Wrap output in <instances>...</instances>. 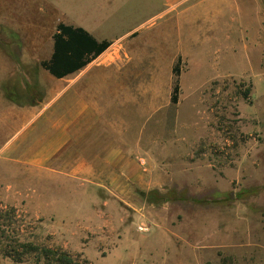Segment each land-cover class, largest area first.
Returning <instances> with one entry per match:
<instances>
[{
	"label": "rangeland",
	"instance_id": "1",
	"mask_svg": "<svg viewBox=\"0 0 264 264\" xmlns=\"http://www.w3.org/2000/svg\"><path fill=\"white\" fill-rule=\"evenodd\" d=\"M82 3L0 0V53H34L30 42L47 44L64 21L58 6L70 5L80 18ZM111 4L120 34L152 9V0ZM238 6L260 17L259 38L232 30ZM210 8L216 27H191L185 52L171 47L169 62L154 64L158 91L127 96L131 101L118 103L115 115L103 116L119 123L87 136L90 154L118 144L122 133L131 148L138 144V157L121 172L101 165L98 174H69L65 158L57 160L63 171L55 163L20 167L18 144L35 128L6 125L11 111L0 98V202L17 208L22 240L61 247L92 264H264V0H218ZM247 14L238 15L244 25ZM7 82L15 83L10 93L21 91L18 79ZM0 264L34 263L33 256L15 263L0 250Z\"/></svg>",
	"mask_w": 264,
	"mask_h": 264
},
{
	"label": "crops",
	"instance_id": "2",
	"mask_svg": "<svg viewBox=\"0 0 264 264\" xmlns=\"http://www.w3.org/2000/svg\"><path fill=\"white\" fill-rule=\"evenodd\" d=\"M114 1L83 0L80 18L70 13V5L58 6L63 10V22L85 28L99 41L112 42L74 73L58 78L42 65L54 52L56 30L47 44L42 40L30 42L34 53L25 49L19 54L0 53V86L6 87V90L0 89V98L3 97L2 103L7 104L6 110L11 111L5 123L23 126L25 130L35 128L34 135L18 144L17 164L20 167L46 169L53 163L58 167V158H65L69 174H98L97 168L101 165L117 167L121 172L127 161L138 157V144L133 147L135 149L131 148V137H123L119 131L118 144L112 143L103 152L90 154L85 147L87 136L97 126L119 123L115 117L106 119L103 116L108 111L115 115L112 109L118 103L131 101L127 96L153 95L158 91L153 83L154 64L169 62L171 47L178 53L185 52L186 39L190 38L186 31L196 26L200 30L206 24L210 29L216 27L210 24V21L215 22L216 16L210 5L218 0H152V9L146 16L136 20L133 26L128 25L120 34L113 29L114 10L107 7ZM232 11L235 25L232 30H251L253 37L261 36L260 17L249 16L240 6ZM244 13L250 17L246 25L238 16ZM201 21L204 23L199 26ZM139 74H145L144 80ZM9 77L13 82L18 79L17 86L21 90L18 94L10 93L15 83L7 82ZM59 170L63 171L58 167ZM106 173L113 174L112 171Z\"/></svg>",
	"mask_w": 264,
	"mask_h": 264
},
{
	"label": "trees",
	"instance_id": "3",
	"mask_svg": "<svg viewBox=\"0 0 264 264\" xmlns=\"http://www.w3.org/2000/svg\"><path fill=\"white\" fill-rule=\"evenodd\" d=\"M53 39L54 52L42 65L58 78L82 69L112 43L109 40L99 41L85 28L63 21L57 24ZM174 73L176 84L172 101L177 103L180 91V71L177 67ZM17 216L18 210L15 206L0 202V250L4 256L10 257L15 263L25 262L28 256H33L34 264H92L88 259H81L61 247L22 240L15 228ZM205 264L214 263L208 261Z\"/></svg>",
	"mask_w": 264,
	"mask_h": 264
},
{
	"label": "built area",
	"instance_id": "4",
	"mask_svg": "<svg viewBox=\"0 0 264 264\" xmlns=\"http://www.w3.org/2000/svg\"><path fill=\"white\" fill-rule=\"evenodd\" d=\"M140 229L143 230V231H147L148 230V227H146V226H140Z\"/></svg>",
	"mask_w": 264,
	"mask_h": 264
}]
</instances>
